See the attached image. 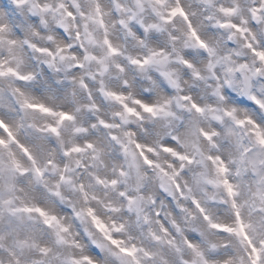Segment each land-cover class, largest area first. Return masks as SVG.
<instances>
[{
	"label": "clouds",
	"instance_id": "1",
	"mask_svg": "<svg viewBox=\"0 0 264 264\" xmlns=\"http://www.w3.org/2000/svg\"><path fill=\"white\" fill-rule=\"evenodd\" d=\"M0 264H264V0H0Z\"/></svg>",
	"mask_w": 264,
	"mask_h": 264
}]
</instances>
